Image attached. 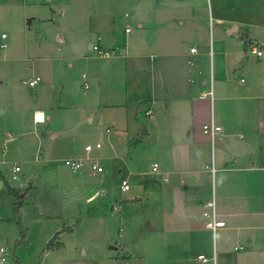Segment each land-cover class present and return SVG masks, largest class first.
<instances>
[{"label":"crops","instance_id":"crops-1","mask_svg":"<svg viewBox=\"0 0 264 264\" xmlns=\"http://www.w3.org/2000/svg\"><path fill=\"white\" fill-rule=\"evenodd\" d=\"M122 1L128 11L120 17L116 14L120 0L89 2V11L81 18L83 31L74 45L90 53L80 57L84 74L78 79L63 75L59 68V61L70 56L50 55L39 61L45 65L40 76H34L39 78L34 85L38 88L24 110L40 149L44 146L32 163L40 161L39 169L51 170L57 152L63 160L82 161L83 166L72 172L62 160L65 170H56L52 177L59 188L74 194L73 202L80 196L75 186L83 182L84 163L90 160L84 146L98 141V129L108 123L110 129H103V154L97 159L125 170L126 192L134 186L109 211L117 213L122 226L124 206L134 201L137 207V214L127 213L137 236L133 241L131 232L125 231L121 249L126 261L140 264L148 231L151 241L161 244L163 264H264V124L259 120L264 117V109H259L264 91L249 95L253 103L248 111L240 106V93L229 87L226 77L241 61V49L242 55L245 51L237 40L240 25L246 27L249 45L261 51L259 58L264 56V38L258 40L251 30L258 25L223 14L220 0H215L214 14L208 0H204L205 12L199 0ZM120 23L123 31L118 30ZM12 59L9 66L16 61ZM207 92L211 96L199 97ZM247 111L260 118L243 125L242 120H249ZM210 122L220 128L213 137L202 132ZM7 135L0 131L4 142ZM153 162L158 164L157 173L151 172ZM82 186L89 188L87 204L99 196L105 199L110 191V187ZM107 200L112 202L110 197ZM209 201L212 209L206 206ZM211 211L224 222L214 231L204 225L203 213ZM57 229L58 224H53L49 233ZM58 242L65 251V242ZM49 252L45 250L43 257Z\"/></svg>","mask_w":264,"mask_h":264},{"label":"rangeland","instance_id":"rangeland-1","mask_svg":"<svg viewBox=\"0 0 264 264\" xmlns=\"http://www.w3.org/2000/svg\"><path fill=\"white\" fill-rule=\"evenodd\" d=\"M90 1L0 0V34L5 36L4 39L0 38V41L5 44L4 48H0V80L2 81L0 83V110H9L5 114H0V131L6 132L9 138L7 142L3 141L4 137L0 138V155L2 154L0 156V169L2 170L0 175V246L7 251V259L11 263L12 256H15L20 264H124V262L134 264L132 259L126 261L121 243L126 236L125 231L131 232L130 237L133 241L137 236L134 233V226H131L132 219L128 220L127 216V213L137 214V207L133 205L135 202H129L130 204L124 206L126 222L122 226L118 225L117 213L109 211L112 208L110 205H119L128 193L134 191V186L131 184L129 192H121L118 185L120 179L125 176V170L122 168L118 171L111 163L97 159L98 154H103V145L106 142L103 129L108 123H104L103 128L98 129L101 133L97 138L98 141L95 142L100 144V148L97 150L93 148L90 151V160L84 163V168L87 170L85 169L83 182H78L77 189L75 186V191H79L80 196L79 198L75 196L73 202L70 199L74 194H71L70 190L59 188L52 178L57 171L65 170L62 164L64 156L61 153L57 152L52 157L55 163L51 165L53 166L51 170L39 169L43 165L39 163L40 161L32 163L34 157H37L39 152H43L44 146L42 145L40 149L41 144L33 135L31 122L25 113L31 106L33 90L37 89L38 85L28 87L26 81L31 77L40 76L44 63L40 65L39 61L50 55L70 56L69 59L59 61V68L63 75L78 79L84 70V61L80 57L90 55V53L87 50L80 52V49L74 45L78 43L81 31H83L85 21L81 18L88 13ZM122 2L120 0L119 6L117 5L118 17L126 10L128 11L127 6ZM199 2L205 12V1L199 0ZM208 3L211 13L214 14L215 0H208ZM219 8L223 14L237 18L246 24L255 22L258 28H251V30L256 31L258 40L264 38V0H220ZM120 24H118V30L123 31L124 25ZM129 27L134 28L133 24ZM240 27L246 29L243 25ZM237 34L239 36L238 31ZM207 36L209 37L208 34ZM58 38L63 39V42ZM241 56L238 66L234 67L230 75L226 74V77L230 78L229 87L240 93V106L248 109L247 106L251 107L253 103L248 101L249 95H257L264 91L262 84L264 82V56L256 57L249 52L247 47L243 55L241 49ZM9 59L16 60L11 65L12 67L8 65ZM70 63L72 65H69ZM80 86L79 83L78 92L81 94ZM247 88L249 90H245ZM35 102L39 104L41 101L37 99ZM263 102L264 99L261 101L260 110L264 109ZM248 111L245 112V116L249 120H242L243 125H251L260 118L257 112ZM259 120L261 124H264V117ZM240 132L244 133L242 129ZM89 142L91 145L95 143L93 140ZM262 144L264 145V141ZM91 161L96 162L102 168L101 173L89 169ZM14 163L18 164L21 169L12 180L10 169ZM98 176H101V183H98ZM2 181L19 192L27 190L28 193L26 195L24 193L19 207V214L13 207L15 198L6 193ZM85 184L110 187L109 194L105 199L99 196L87 204L84 198L89 188L82 186ZM109 197L112 201L110 203L107 200ZM93 206H96V209ZM87 209L90 211L87 212ZM76 219L79 223L73 225ZM16 222H19L23 229L22 237H20V229ZM53 224H58V229L68 224L71 230L58 231L57 229L49 233L50 226ZM55 232H57L56 236L60 233L63 235L56 237L53 243L63 240L67 247L65 251L59 248L63 246L62 243L57 247L48 245V240ZM144 234L142 249L146 254L143 259L138 260L139 263L163 264L164 262L160 259L161 244H157V240L151 241L150 232L146 231ZM208 240L210 243V233ZM109 245L115 246L116 249H107ZM45 250H50V252L43 257ZM167 264L171 262L167 261Z\"/></svg>","mask_w":264,"mask_h":264},{"label":"built area","instance_id":"built-area-1","mask_svg":"<svg viewBox=\"0 0 264 264\" xmlns=\"http://www.w3.org/2000/svg\"><path fill=\"white\" fill-rule=\"evenodd\" d=\"M127 30L128 29L126 28L125 31H127ZM4 37H5L4 34L0 35L1 39H4ZM4 45H5L4 42L0 41V48H4ZM247 48H249V52L251 54H254L256 57H259L261 55V51L259 49H257L256 47H254L253 45H248ZM104 54H105V52H104ZM38 80H39L38 77H34V78L27 80L26 84L29 87H33L38 82ZM22 82H24V81H22ZM240 82H242V79H240ZM83 87L84 88L87 87V84L85 82H83ZM205 96H211V92L201 93L199 95V97H203V98ZM145 113L147 114L148 111H146ZM219 129L220 128L217 125H214L212 122L202 126V132L209 134L210 137H213L214 134L219 131ZM105 130H109L108 125L105 127ZM93 148L94 149L100 148V144L98 142H95L93 145L87 144L84 146V150L87 152L91 151ZM63 164L68 169H70L72 172L79 170L83 166V162L80 160H76V159H65V160H63ZM89 169L96 172V173L102 172V168L94 161L90 162ZM211 170H213V169H211ZM10 171H11V179L13 180V179H15L16 173L19 172V166L18 165L12 166ZM151 172H153V173L158 172V164L156 162H153L151 164ZM119 189L121 190V192H126L129 189V185L127 184V182L124 178L120 179V181H119ZM206 206L208 208L212 209L213 202L212 201L207 202ZM203 215L206 216V220H205L204 225L207 229L214 231L215 229L224 226V222L222 220L215 219L212 211L210 213L204 212ZM7 256H8V254H7V251L5 250V248L0 246V264H13V263H11V261H8L9 259H7ZM197 259L200 261H205V258L203 257V255H198ZM124 264H127V263H124Z\"/></svg>","mask_w":264,"mask_h":264},{"label":"trees","instance_id":"trees-1","mask_svg":"<svg viewBox=\"0 0 264 264\" xmlns=\"http://www.w3.org/2000/svg\"><path fill=\"white\" fill-rule=\"evenodd\" d=\"M237 31L239 32V36H238V37H239V39L242 41L243 50H245V48L251 43V42H250V39H249L248 36H247V31H246L245 28H241V27H239V28L237 29ZM263 47H264V44H263ZM133 143L136 144L135 141H134ZM2 182H3V186H4V189H5L6 193H7L8 195H11L12 197L15 198V201L13 202V207H14L15 211L19 214V207H20V205H21V202L23 201L24 193H25L27 190H24L23 192H19V191L16 190L15 188L9 186L5 181H2ZM77 223H79V220H78V219L75 220V222L73 223V225H77ZM16 224L18 225V227H19V229H20V237H22L23 234H24V233H23V229H22V227H21V225H20L19 222H16ZM64 229H66V230H68V231L71 230V228H70L69 226H62V227L59 229V231H62V230H64ZM50 246H51V247H52V246H56V247H57V246H61V244H60V243H53V244H51ZM11 259H12V263H13V264H18V263H17V259H16L15 256H12Z\"/></svg>","mask_w":264,"mask_h":264},{"label":"water","instance_id":"water-1","mask_svg":"<svg viewBox=\"0 0 264 264\" xmlns=\"http://www.w3.org/2000/svg\"><path fill=\"white\" fill-rule=\"evenodd\" d=\"M141 130H142V133H144V125L141 126ZM56 234H57L56 232L52 234V236L50 237V239L47 242L48 244H50L52 242V240L55 238ZM107 249L114 250V249H116V247L113 245H109L107 247Z\"/></svg>","mask_w":264,"mask_h":264},{"label":"bare ground","instance_id":"bare-ground-1","mask_svg":"<svg viewBox=\"0 0 264 264\" xmlns=\"http://www.w3.org/2000/svg\"><path fill=\"white\" fill-rule=\"evenodd\" d=\"M37 119H41V116H40V114H37Z\"/></svg>","mask_w":264,"mask_h":264}]
</instances>
